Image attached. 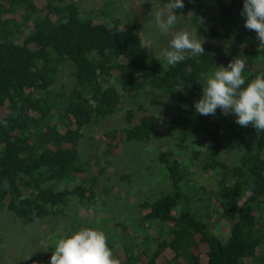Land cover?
Segmentation results:
<instances>
[{"label":"trees","instance_id":"trees-1","mask_svg":"<svg viewBox=\"0 0 264 264\" xmlns=\"http://www.w3.org/2000/svg\"><path fill=\"white\" fill-rule=\"evenodd\" d=\"M242 8L243 0H184L175 11L198 33L241 44L247 83L264 73V46L245 28ZM96 18L73 0H0V210L27 225L63 214L73 197L102 206L112 188L100 179L101 154L132 142L147 160L141 215L83 223L81 214L40 243L37 264H49L57 240L85 227L105 233L121 264H264V132L219 108L214 116L195 111L215 53L164 66L137 26ZM66 68L69 89L60 81ZM160 95L183 108L171 118L142 103L125 109L130 98L161 104ZM119 112L124 125L101 133L95 159L82 161L83 129Z\"/></svg>","mask_w":264,"mask_h":264},{"label":"rangeland","instance_id":"rangeland-1","mask_svg":"<svg viewBox=\"0 0 264 264\" xmlns=\"http://www.w3.org/2000/svg\"><path fill=\"white\" fill-rule=\"evenodd\" d=\"M40 5L42 0H36ZM79 11L95 15L96 20H102L107 17L119 18L122 24L135 25L142 33L143 40L148 46L151 56L157 57L164 66L167 64L161 57V51L168 46L171 34L163 35L155 26V22L149 13L153 9H163L166 2L162 0H73ZM101 12H104L102 14ZM101 13V14H100ZM178 14V20L173 31H197L196 28L186 20L182 14ZM104 20V19H103ZM198 36L204 39V50L212 51L217 57V66H227L229 61L235 57H240L242 50L241 44H238L233 38L214 39L206 34L198 33ZM191 54H186V56ZM70 68H66L60 74V81L69 89L72 84ZM163 103L151 105L149 98H130L125 103V109L143 104L151 114L161 118H171L178 114L183 108V104L176 102L168 97L160 95ZM124 112H119L109 117L98 125H93L83 129V137L79 143V154L82 161L95 159L100 148L101 140L98 138L101 133L112 128L120 129L124 125L122 117ZM141 147L136 143H126L119 152L108 156L101 154L100 161L105 167V173L100 177L106 181L112 188L111 196L106 199L102 206H99L101 200L96 203L81 204L77 197H73L71 203L65 208L64 215L59 214L54 217L44 219L39 222L24 225L17 217L6 211L0 210V264H37L39 255L37 253L40 243L46 241L48 234H56L61 227L72 223L81 214H87L86 219L82 216L80 220L83 223H102L108 219L117 221L122 215L127 216L129 222L137 219L141 215V210H137V201L143 199L146 193L147 182L141 179L148 173L144 172L143 165L147 161L140 155ZM94 158V159H93ZM107 160V163L104 160ZM131 174L130 181L124 184L121 176ZM161 176V175H160ZM142 182V183H141ZM151 183H155L154 181ZM161 185L158 186L164 191V179H160ZM127 186L131 189V195L127 197ZM140 196V197H138ZM127 197V198H126ZM146 197V195H145ZM135 199V200H134ZM90 207V208H88ZM94 214L90 215L89 211ZM213 221H216L214 218ZM224 228L223 224L214 222L213 230L216 233ZM114 256H116L113 251Z\"/></svg>","mask_w":264,"mask_h":264},{"label":"clouds","instance_id":"clouds-1","mask_svg":"<svg viewBox=\"0 0 264 264\" xmlns=\"http://www.w3.org/2000/svg\"><path fill=\"white\" fill-rule=\"evenodd\" d=\"M183 7L184 0H167L163 9L152 8L149 13L161 34H171L168 46L161 51L169 66L184 61L186 54L205 53V41L197 31H173L178 20L175 10ZM241 16L245 28L254 32L259 45L264 46V0H243ZM245 66L241 57H235L227 66H216L214 71L201 74L204 83L202 95L194 102L195 111L214 116L219 108L225 116L233 113L238 125H251L257 133L264 132V73L246 83L242 75ZM49 264H121V261L115 258L103 231L85 227L57 240Z\"/></svg>","mask_w":264,"mask_h":264}]
</instances>
